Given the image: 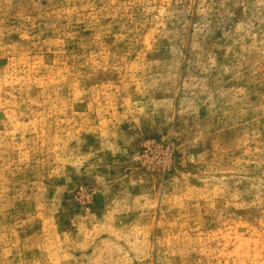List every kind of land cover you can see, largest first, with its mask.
<instances>
[{
  "label": "rangeland",
  "instance_id": "1",
  "mask_svg": "<svg viewBox=\"0 0 264 264\" xmlns=\"http://www.w3.org/2000/svg\"><path fill=\"white\" fill-rule=\"evenodd\" d=\"M0 264H264V0H0Z\"/></svg>",
  "mask_w": 264,
  "mask_h": 264
}]
</instances>
